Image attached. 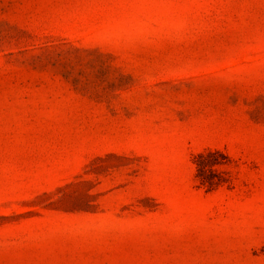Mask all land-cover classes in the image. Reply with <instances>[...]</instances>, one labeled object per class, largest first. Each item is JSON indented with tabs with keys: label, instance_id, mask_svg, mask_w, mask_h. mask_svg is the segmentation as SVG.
Wrapping results in <instances>:
<instances>
[{
	"label": "rangeland",
	"instance_id": "obj_1",
	"mask_svg": "<svg viewBox=\"0 0 264 264\" xmlns=\"http://www.w3.org/2000/svg\"><path fill=\"white\" fill-rule=\"evenodd\" d=\"M0 264H264V0H0Z\"/></svg>",
	"mask_w": 264,
	"mask_h": 264
}]
</instances>
